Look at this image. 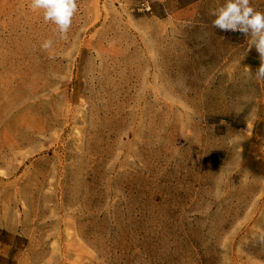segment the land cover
<instances>
[{"label": "rangeland", "instance_id": "1", "mask_svg": "<svg viewBox=\"0 0 264 264\" xmlns=\"http://www.w3.org/2000/svg\"><path fill=\"white\" fill-rule=\"evenodd\" d=\"M141 1L62 40L0 0V264H264L259 53L225 0Z\"/></svg>", "mask_w": 264, "mask_h": 264}, {"label": "clouds", "instance_id": "2", "mask_svg": "<svg viewBox=\"0 0 264 264\" xmlns=\"http://www.w3.org/2000/svg\"><path fill=\"white\" fill-rule=\"evenodd\" d=\"M33 11H42L46 23L55 25L60 39L67 40L73 18L78 11V0H30ZM214 28L222 31L240 32L250 37V43L255 46L260 57V66L256 70V78L264 79V12L251 6L250 0H225L223 5L211 11ZM54 41L44 40L40 49L47 52L52 49ZM54 59L53 56H49ZM251 71V68H249ZM264 242V237H261Z\"/></svg>", "mask_w": 264, "mask_h": 264}, {"label": "built area", "instance_id": "3", "mask_svg": "<svg viewBox=\"0 0 264 264\" xmlns=\"http://www.w3.org/2000/svg\"><path fill=\"white\" fill-rule=\"evenodd\" d=\"M140 5H141V9H142V10H145V11H149L150 8H151V5H150V3H149L148 0H143V1H141V2H140Z\"/></svg>", "mask_w": 264, "mask_h": 264}]
</instances>
